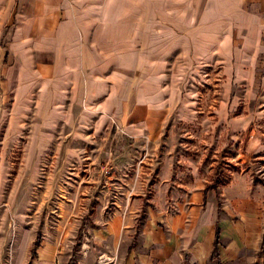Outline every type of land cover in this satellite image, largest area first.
<instances>
[{
    "label": "crops",
    "instance_id": "0c3cea01",
    "mask_svg": "<svg viewBox=\"0 0 264 264\" xmlns=\"http://www.w3.org/2000/svg\"><path fill=\"white\" fill-rule=\"evenodd\" d=\"M239 34L250 53H223L221 45ZM263 36L264 0H0V192L30 188L40 157L57 139L91 140L115 126V135L157 141L172 104L165 95L174 87L171 61L203 59L207 45L213 59L231 60L221 67L220 109H234L231 119L246 127L251 117L238 115L239 90L232 87H246L248 105L264 110V71L257 79L256 69L261 44L254 43ZM263 140L251 131L245 151L230 158L264 156ZM18 141L21 176L9 182ZM163 155L156 206L142 218L129 206L100 215L91 237L68 255L54 237L31 239L18 225L8 264H264V179L257 169L241 164L205 189L210 169L186 154L185 164L173 152ZM4 254L2 245L0 264Z\"/></svg>",
    "mask_w": 264,
    "mask_h": 264
},
{
    "label": "rangeland",
    "instance_id": "374dc122",
    "mask_svg": "<svg viewBox=\"0 0 264 264\" xmlns=\"http://www.w3.org/2000/svg\"><path fill=\"white\" fill-rule=\"evenodd\" d=\"M242 34L233 43H223L222 52L238 56L250 53V45H245ZM256 38L255 45L261 44L256 65L259 79V74L264 71V36L261 41ZM206 48L203 59L185 61V58H177L171 61L174 75H168L167 79H172L174 87H169L165 95L172 104L157 141L137 140L125 133L115 135V126L109 129V134L91 140L57 139L47 154L40 157L39 171L34 174L30 188L16 187L15 184L14 188L1 189L0 234L3 236L0 235V247L5 245L1 264H8L17 239L14 230L18 225L28 228L31 239L43 234L54 237L59 241L61 251L68 255L71 250L75 252L76 245H80L83 238L91 237L87 231L89 226L99 222L98 216L129 206L131 209L128 210L140 212L142 218L148 206H156L153 184L161 178L158 167L166 157L163 155L165 151L173 152L178 163L188 161L210 169L209 176L221 181L227 180L231 171L241 164L253 165L257 169L255 176L264 179V171L260 170L264 156L247 157L241 162L230 158L231 152L245 151L251 131L260 132L264 139V110L257 105H248L246 87H232L233 93L239 90L238 115L251 117V120L245 127L240 121L231 119L234 109L221 111L219 104L224 87H219L218 81L225 75L221 67L231 60L224 55L221 60L213 59L212 49L208 45ZM62 128L67 129L66 126ZM23 148V141L16 142L12 148L8 158L11 165L7 173L9 182L20 179L21 173L17 170L23 158ZM128 195L139 201L123 205L121 197ZM25 199L27 202L23 203ZM34 242L36 240L31 244ZM31 253L34 255V250ZM105 258L102 252L97 256L100 263L105 262Z\"/></svg>",
    "mask_w": 264,
    "mask_h": 264
},
{
    "label": "trees",
    "instance_id": "16d2710c",
    "mask_svg": "<svg viewBox=\"0 0 264 264\" xmlns=\"http://www.w3.org/2000/svg\"><path fill=\"white\" fill-rule=\"evenodd\" d=\"M218 173H219V172H218ZM217 180H220V179H218V178L216 177V178H213L211 181H208V182L206 183V187H205V189L208 188L210 185L215 184V182H216Z\"/></svg>",
    "mask_w": 264,
    "mask_h": 264
},
{
    "label": "built area",
    "instance_id": "2783aa9c",
    "mask_svg": "<svg viewBox=\"0 0 264 264\" xmlns=\"http://www.w3.org/2000/svg\"><path fill=\"white\" fill-rule=\"evenodd\" d=\"M107 259H108V258L106 257L104 261H107Z\"/></svg>",
    "mask_w": 264,
    "mask_h": 264
}]
</instances>
